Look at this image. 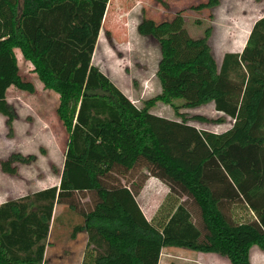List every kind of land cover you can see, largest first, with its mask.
<instances>
[{
	"label": "trees",
	"instance_id": "16d2710c",
	"mask_svg": "<svg viewBox=\"0 0 264 264\" xmlns=\"http://www.w3.org/2000/svg\"><path fill=\"white\" fill-rule=\"evenodd\" d=\"M108 2L0 0V113L13 132L8 89L35 91L20 74L19 48L44 86L59 94L57 114L69 134L59 185L0 204V264H43L57 204L81 218L71 236L87 233L83 264H160L169 246L252 264L251 248L264 250V16L243 51L225 53L220 65L209 43L211 27L199 38H186L182 31L178 37L170 21L143 18L139 34L160 46L162 89L139 107L93 63ZM219 4L208 0L198 8ZM186 51L190 56L184 58ZM188 77L199 80L193 98L187 97ZM181 99L183 108L213 103L221 114L188 117L175 103ZM158 102L175 106L180 119L153 113ZM228 118L234 126L222 135L190 123ZM34 160L17 152L0 166L17 175L18 164ZM142 168L169 187L157 222L148 220L139 204L142 185L134 178L123 184L115 175ZM87 193L89 208L77 200ZM236 205L253 217L235 220L227 210Z\"/></svg>",
	"mask_w": 264,
	"mask_h": 264
},
{
	"label": "rangeland",
	"instance_id": "374dc122",
	"mask_svg": "<svg viewBox=\"0 0 264 264\" xmlns=\"http://www.w3.org/2000/svg\"><path fill=\"white\" fill-rule=\"evenodd\" d=\"M207 2L208 0H109L93 55L94 65L107 74L139 107H143L145 100L159 94L162 84L157 71L161 50L156 39L139 34L137 27L143 18L153 19L157 23L170 21L173 23L170 31L178 37L182 31L186 38H199L211 27L209 43L220 65L225 53L243 51L247 35H250L255 22L264 16V0H220V4L214 8H198ZM4 10L7 11L5 5ZM178 45L182 48L178 53L180 56L184 47L182 38L178 39ZM191 51L189 53L194 55V51ZM189 53L186 51L184 58L190 56ZM16 54L20 74L34 84L35 91L31 93L14 86L8 89L7 99L16 118L13 132H10L7 118L0 113V160L17 152L34 155L35 160L30 164H18L17 175L3 172L0 166V204L58 184L69 141V134L57 114L59 94L44 86L34 65L23 56L19 48L16 49ZM187 81L190 89L187 97L193 98L199 80L188 77ZM184 102V99L175 101L179 111L188 117L201 114L215 119L221 114L215 110L213 103L198 108H183L181 105ZM151 111L167 118L180 119L172 105L158 102ZM190 123L202 131L222 135L233 128L235 120L228 118L223 123L192 120ZM115 175L123 184L134 178L138 185H142L137 197L139 204L147 219L157 222L162 214L160 209L169 194V187L165 182L150 175L145 168L125 175L120 172ZM91 198V193L77 196V200L80 199L85 208L91 207ZM188 204L196 222L201 223L197 206L192 202ZM227 211L239 221L253 217L250 211L240 205ZM56 212L64 218L69 215L70 210L68 205L58 204ZM74 215L78 221L81 220L78 214H72ZM58 223L59 220L53 228L50 247H84L83 240H74L69 233L66 235L65 229ZM170 248L173 251H168ZM250 259L252 264H264V250L254 245ZM160 264H230V261L216 253L169 246L162 251Z\"/></svg>",
	"mask_w": 264,
	"mask_h": 264
},
{
	"label": "crops",
	"instance_id": "0c3cea01",
	"mask_svg": "<svg viewBox=\"0 0 264 264\" xmlns=\"http://www.w3.org/2000/svg\"><path fill=\"white\" fill-rule=\"evenodd\" d=\"M249 35H247V38ZM244 42H246V37L244 39ZM246 45V43H245ZM17 49V48H16ZM16 51V50H15ZM17 55V54H16ZM18 58V57H17ZM60 183V181H59ZM56 184V185H59ZM54 186V185H52ZM51 187V186H49ZM48 188V187H45ZM43 188V189H45ZM42 190V189H40ZM58 205V204H57ZM57 205L55 206L54 213H53V219L50 225V232L47 240V247L45 251V258L43 264H83V258L84 254L86 251V246H87V241H88V236L86 232H79L76 234V236L73 238L71 236L73 228L75 225L81 223V220L78 221L76 219V215L72 216L74 212L70 210L69 215L67 217H60L56 210H57ZM59 220L58 225L63 227L65 229L66 235L69 233L72 239L77 240L78 238L79 241L83 240L84 241V247H50L51 243V237H52V231L53 228L56 224V221ZM61 231V229H60ZM62 232V231H61ZM164 250V249H163ZM168 251H173V249H168ZM67 255V257H65Z\"/></svg>",
	"mask_w": 264,
	"mask_h": 264
}]
</instances>
